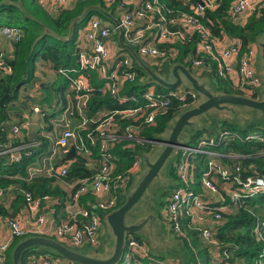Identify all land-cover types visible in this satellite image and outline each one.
<instances>
[{
	"label": "built area",
	"instance_id": "1",
	"mask_svg": "<svg viewBox=\"0 0 264 264\" xmlns=\"http://www.w3.org/2000/svg\"><path fill=\"white\" fill-rule=\"evenodd\" d=\"M76 1L86 0H55V11L58 7H66ZM92 1H101L108 8L114 7L112 13L107 11L114 21L99 19L97 15L91 16L80 27L82 29L78 30L76 67L58 71L69 80V90L74 94V100L71 101L68 95L67 105L70 103L72 112L64 117L63 128L55 142V150L61 158L69 155L72 149L79 156L96 158L88 163L93 169L92 175L76 181H66L68 168L74 160L57 168L52 165L47 169L48 177L61 181L67 192V199L63 203L64 217L57 221L52 218L54 225L51 222L47 228L40 227L46 223L42 204L50 202L51 199L46 196L34 198L30 193L23 192L24 205L38 228L24 230L17 221L9 220L7 224L10 237L0 243V264H5V255L13 240L29 235L52 236L75 249L98 245L104 233L102 215L117 207L118 198L126 193L131 176L140 169L141 159L138 157L126 171L118 172L113 154L114 145L125 140L131 143L128 147L135 150L137 145L141 146L146 142L140 137L141 131L154 125L156 118L168 111L173 100L181 103L180 110L195 103L196 96L181 87L170 90L169 93H161L154 88L150 90L152 85H145L146 88L139 89L136 93H127V85L142 87L143 78L140 74L141 68L132 54L119 43L120 31L122 44L148 66L163 65L177 54L170 45L189 42L193 34H198L195 36V54L187 58L192 69L209 73L214 70L216 75L225 79L239 92L252 94L260 87L255 69V48L240 53V44L235 39L226 37L223 42H218L209 33V29L200 23L197 16L213 9L215 0H200L188 12L175 11L163 0ZM258 6H264L263 0H234L231 12L232 15L242 16L253 13ZM22 38L23 31L19 27H0L1 76L12 73L8 62L11 52L7 48L14 47ZM92 74L96 75L95 79ZM97 81L100 82L99 85ZM96 94L108 95L118 104L133 105L97 112V116L88 117L86 113L89 103ZM32 110L40 112L36 106ZM126 120L129 123L122 125ZM20 130L19 125H13L10 131L13 136H19ZM228 137L230 135L227 132H222L217 140ZM249 138L263 141L259 136H247L246 140ZM215 141L214 137H203L193 145L187 144L177 149L176 187L166 197L162 212L166 230L175 238H187V225L209 249L217 245L212 234L213 228L224 219V214L235 212L244 205L246 199L264 192V177L243 178L239 166L230 169L214 161L222 156L209 149L217 144ZM38 145L39 142L33 141L29 146L30 150L24 154L32 156V150ZM22 150L23 147L3 144L0 146V155L6 156L9 164L18 163ZM230 157L237 158V155ZM196 161L203 163L204 168L198 169ZM40 173L42 171L32 169L30 177ZM2 194L0 188V198ZM253 235L257 240L264 239V222L256 224ZM133 249L144 254L146 252L143 244L129 236L123 259L127 260ZM25 264L56 262L54 258L43 253H31L26 257Z\"/></svg>",
	"mask_w": 264,
	"mask_h": 264
},
{
	"label": "trees",
	"instance_id": "2",
	"mask_svg": "<svg viewBox=\"0 0 264 264\" xmlns=\"http://www.w3.org/2000/svg\"><path fill=\"white\" fill-rule=\"evenodd\" d=\"M163 1L175 11L188 12L190 7L200 0ZM233 2L234 0H215V7L204 11L199 15L198 19L204 27L210 30L216 41L223 42L226 37L233 38L240 44V53H244L250 48H255L256 42L264 36V6L256 7L251 14L246 13L242 16H235L231 12ZM96 6L111 13L114 10V7L108 8L101 1L86 0L72 2L66 7H58L54 15H52L43 4L39 3V0H0V27L17 26L23 31V38L13 47L12 58L8 59L12 67V73L8 76L0 75V99L7 95L4 106L0 109V146L9 144L15 147L26 144L25 142L29 141L25 136H13L10 133L6 106L9 101L17 98L22 87L24 88L23 92L27 91L28 94L30 93L34 97L37 96V91L34 92V89L29 84L34 79V65L38 60L50 64L51 69L55 73L54 82H39L41 85L39 92L42 93V96L38 98L46 101L51 98V102L52 98H56L62 106L66 104L69 80L59 74L58 71L76 67L75 55L78 49V30L83 27V24L91 16H101L105 21H109L101 12L95 10L94 7ZM84 13L85 16L72 25V22ZM195 42L196 37L186 43L170 45L177 51V54L175 56L176 60H170L169 62L171 64L182 63L188 65L187 58L195 54ZM208 76L216 92L220 91L223 94H234L236 92V95L250 97L255 100L259 99L258 89L252 94L239 92L233 89L226 80H222L212 73ZM58 79H61L63 83L60 84L57 81ZM27 83L28 87L26 88L25 84ZM126 88V92L129 94L136 93L137 89H141L138 85H127ZM156 91L161 93L171 92L170 90L164 91L157 86ZM69 95L71 101H73L74 94L71 92ZM21 105L22 103H19V107ZM89 105L91 112H94L97 109L111 111L118 108H127L133 104H118L108 96L96 94L91 98ZM180 105L181 103L173 100L168 111L164 115L158 116L154 125L144 128L140 137L146 142L144 145H137L135 150L148 152L153 146L151 143L156 140L155 137L163 134L174 116L183 110H180ZM48 106H51V103ZM49 117L51 115L44 114V119L48 120ZM128 123L129 121L126 120L122 122V125ZM222 131H227L230 137L226 140L218 141V135ZM249 133H257L263 141L257 138L246 140ZM203 137L216 138L215 143L217 144L209 147V149L217 153H224V155L214 160L221 166H227L230 169L239 166L242 171L240 174L243 178L264 177L263 117L254 115L253 119L245 120L242 124L226 119H213L209 125L194 133L188 146L193 145L195 141ZM125 146H128V142L124 140L116 143L113 148L118 172L126 171L134 160V154L129 153L130 148ZM233 155H237V158L230 157ZM32 158L34 157L23 156L18 163L9 164L7 157L0 155V188L5 193H13L15 199L12 202V207L14 209L19 208L18 204L22 199L24 202L23 192H27L34 198L46 196L52 200V203L55 200L57 205H55L54 214H57L56 212L63 207L66 193L55 185L56 179L54 178L39 175L27 180V168L31 164ZM92 159L96 160V158H86L73 153L63 157L57 164L60 165L74 160L68 168V175L65 180L76 181L92 175L93 169L88 167V163ZM175 164H178V162H174L172 165L170 163L168 173L176 181ZM197 167L202 169L204 165L201 162H197ZM197 173L199 174L200 171H197ZM175 187L176 183L170 190L172 191ZM166 193L167 191L164 192L162 197H167L170 194ZM258 222H264V192L246 199L244 205L235 212L224 214V219L213 228L212 234L217 242L216 246L210 249L207 248L193 234L191 240L193 245H195V254L190 248L184 247L181 250V254L174 252L169 255L173 258L175 264H181L180 258L183 264H235L234 261L236 259L240 260L238 264H264V239L257 240L253 235V229ZM19 239H24V237L15 238L12 242L13 247L18 243ZM135 239L143 244L144 247L148 244L147 242H142L137 236H135ZM126 247L127 241L125 251ZM31 253V249L23 252L22 264H25L26 257ZM225 253L229 254L227 259L224 258ZM219 258H222L220 262L218 261ZM162 259H165V257L152 255L150 248H148V253L145 254L140 250L133 249L129 258L122 260L121 264H160L159 261ZM197 259H200V263L197 262Z\"/></svg>",
	"mask_w": 264,
	"mask_h": 264
},
{
	"label": "rangeland",
	"instance_id": "3",
	"mask_svg": "<svg viewBox=\"0 0 264 264\" xmlns=\"http://www.w3.org/2000/svg\"><path fill=\"white\" fill-rule=\"evenodd\" d=\"M49 13L54 15V12H49ZM197 17H199V16H197ZM97 18L102 19L101 16H97ZM208 31L210 33V30H208ZM195 36H198V34H193V36L190 38V40L194 39ZM262 41H263V39L261 38L260 43ZM203 59L206 62V58L203 57ZM170 60L171 61L176 60V57H173L172 59L170 58L166 63H163V65L161 64L158 66H156V65L150 66L156 72L155 73L156 75H158L160 78H162L164 81H166L168 83H172L175 81L173 75L171 74V70L169 69L170 67L166 68L164 66V65L170 66L171 65V63L169 62ZM184 66L190 70L191 74L198 79L200 84H202V83L205 84V81H206L208 88L211 89V92L213 94H218L220 92V91H218V92L214 91L213 86H212L213 83H212V81H210V77L208 76L210 73L216 75L214 70L209 73V72H206L203 70L202 71L194 70L191 68L190 65L185 64ZM163 67H164V69L162 71L161 69ZM167 72H170V73L166 74ZM216 76L219 77L218 75H216ZM54 77H55V73L51 69L50 64L43 62L41 60H38L35 63L34 71H33L34 80L32 81V85L38 84L37 85V92H39V90L41 89V85L39 84V82L49 81V80L53 79ZM180 77L182 80L181 86L184 88L187 87V82L185 80V77L182 74H180ZM220 79L225 80L223 78H220ZM57 81L60 84L63 83V81L61 79H58ZM207 81L210 82L211 85H209V83ZM28 83L25 84L26 88L28 87L27 86ZM150 87H151L150 90H152L153 88L156 89V86H154V85H152ZM23 89H24L23 87L20 89V92L18 93L16 99L11 100L7 103L6 112L9 116V118H10V113H12V115L14 114L15 116H17V114L15 113V110H13V109L18 110L19 109V103H25L26 104V105H24L25 107L24 106H22V107H24L26 110H28L29 106H30V109L28 110L29 114L32 115V113L34 112L32 110V108L36 106L40 110V112H38V113L34 112V113L38 114L41 118L43 117L44 114L51 115L52 117L48 118L49 124H50V120L53 118L51 123L53 126H55L54 122H56L57 116L60 115V111H62L64 109L63 106L61 105V103H59V101H57L56 98H52V102H51V98H48L47 101L46 100L40 101L38 96H36V97H34V95L33 96H23ZM137 90H139V89H137ZM162 90H164V89L162 88ZM263 90H264L263 88H260L258 91V95H259L260 99H264V91ZM164 91H166V90H164ZM220 93H222V92H220ZM235 94H237V93L235 92L234 95ZM36 98H38V99H36ZM196 98H197L196 103H199L203 99L200 95L197 96ZM34 102H36V103L39 102V104H38L39 107L37 105H35ZM50 103H51V106H48V105H50ZM52 103H53V105H52ZM226 107L227 108H223V109L222 108L221 109H212L200 117H195V119L192 121L194 123V125L189 126L188 128H186V127L183 128L181 133L179 134L177 142L181 143V144H185L188 140V143H190L192 141V136L194 135L195 131H197L199 129L201 130V128L206 127L207 125H209L210 121H212L213 119H226V120H229L232 122H237V123L242 124V121H245L248 119H253L254 115L260 116V113L252 112V110H249L245 107H241V106H238V107L226 106ZM239 107H241V109ZM42 108H45V109H42ZM176 116L177 115H175L174 118ZM243 119H245V120H243ZM11 121H12V119H11ZM222 132H227V131H222ZM47 135H48V137L53 138L52 137L53 134H52V132L49 131V129L47 131ZM151 135H153V133H151ZM248 136H258V134L257 133H249ZM157 138L158 137L156 136L155 139H157ZM224 140H226V139H224ZM156 143H157L156 141L151 143V145H153V146L150 148V150L148 152L140 151V152L146 153L145 155H149L150 160H152L151 162L155 161L156 157L158 156V154L161 150V148L158 147ZM183 146H187V145L185 144ZM183 146H180V147H183ZM129 150H130L129 153L132 154L134 149L131 147ZM134 151H137V150H134ZM223 152H225V151H223ZM220 154L224 155V153H220ZM135 159H138V157L136 155H134V160ZM174 162H175V160L171 157L167 160L166 164L160 170V172L157 176V177H159V179L157 180V178H156L148 186L147 190L141 196V198L136 203V205H134L125 214V216L123 218V225L127 228L128 227L133 228L139 222L144 221V220H148L150 217H156L158 219V221H159V222H157L158 225H155L153 227V229L148 227L149 226L148 225V226L143 227L140 232L136 233V235H129L130 237H133L134 239H135V236H137L138 238L141 239L142 242H146L145 239H147L149 241V238L150 239L153 238L152 240H150L148 242L147 245H145V250H146L145 253H148V248H151L150 249L151 254L154 256H157L158 254L164 255L166 253L171 254L175 250H180L181 247L176 246V243H178V242L180 243V246H182V244H181L182 241L180 242L179 241L180 239L175 238L172 234H170L166 230V224L163 222V217H162V212L165 208L164 202L166 199V197H162V196H164L165 191H167L166 194H169L171 191L170 190L171 187H174V184L176 183L175 178H173L168 173V168L170 166V163L172 165V163H174ZM175 163H177V162H175ZM148 169H149L148 164H146L145 161L142 160L140 162L139 173L131 176V181H130V185H129L130 187L127 190L126 195L124 194V195L119 196L118 204H117L116 208H118L121 205V203L127 199V196L131 195V193L135 189L137 183L146 174ZM214 182H215V180H214ZM166 184H168V185H166ZM168 196L169 195H167V197ZM110 213H111V211H110ZM102 224L104 227L105 234L101 236L100 242L96 246H86L83 248H76L75 249V248H71L65 242H63V241H61L55 237H53V238L56 239L62 245H64L66 248L71 249L74 252L83 253L85 256H89L92 258L105 259L110 255V252L113 249L114 238L112 237L111 230H110V228H108L106 223H104V221H103ZM148 231H149V234L152 235V237H150L148 235ZM107 237H111L110 240H107ZM21 240H23V239H19L18 242ZM31 250H32V253H34V254L44 253L45 255L50 256L54 259L56 258L55 256H58L56 254V252H54L53 250L45 248V247H41V246L32 247ZM182 250H183V246H182ZM224 255H225L224 258H226V259L229 257V254L225 253ZM123 258H124V256H123ZM221 259L222 258H219L218 261L220 262ZM122 260H124V259H122ZM122 260L120 261L119 264H121ZM165 260L166 259H162L159 262L161 264H167L165 262ZM234 262H235V264H238V262H240V260L236 259ZM8 264H11V262Z\"/></svg>",
	"mask_w": 264,
	"mask_h": 264
},
{
	"label": "water",
	"instance_id": "4",
	"mask_svg": "<svg viewBox=\"0 0 264 264\" xmlns=\"http://www.w3.org/2000/svg\"><path fill=\"white\" fill-rule=\"evenodd\" d=\"M94 8L95 10L101 12L104 15V17H106L109 21H114V19L111 17V14L109 12L104 11L99 6H96ZM84 16H85V13L78 19H75L72 22V25L75 24L77 21H80ZM260 39L255 44V48H256L255 69L257 71V76L260 81L259 89L260 88L264 89V36L262 37L263 41L261 43H260ZM118 40H119L120 45L125 50L129 51L132 54L138 66L146 74L145 85L147 86L154 85L157 87H161L164 90H173L178 87H181L184 90L191 91L196 97L200 95L203 99L199 103H196L195 101V103L192 104L189 108L178 113L177 116L170 121L169 126L166 129V131L155 140L157 142L156 143L157 146L161 148L155 161L151 162L152 160H150L149 155H145L146 153L133 150L132 153L136 155L137 157H139L141 161L144 160L145 163L148 164L149 169L146 172V174L141 178V180L137 183L131 195L127 196V199L118 208L111 211V213L109 212L106 215H102V221H104V223H106L108 228H110L112 237L114 238L113 249L107 258L97 259V258L85 256L83 253H77V252L72 251L71 249L66 248L64 245H62L55 239H52L49 237L26 236L24 237L23 240L19 241L13 247L12 252H11V264H22L21 261H22L23 252L28 249H32V247H36V246H41V247H45V248L53 250L58 255V256H55L56 258H61L71 264H119L124 256V250H125V245H126L128 236L136 235V233L140 232L142 228L145 226L149 225L148 227L153 229L155 225H158L157 223L159 222L158 219L156 217H150L148 220L139 222L133 228H130V227L127 228L123 225V218L125 214L134 205H136V203L139 201L141 196L147 190L148 186L156 178L157 180L159 179V177L157 176L160 170L166 164L167 160L170 157L175 160L176 155H177V149L180 146L189 144L188 140L185 144H181L177 142V139L182 129L185 127L188 128L189 126H193L194 123L192 121L195 119V117H200L212 109L227 108L226 106L245 107L249 110H252V112L260 113V116L264 118V99L259 98L258 100H255L250 97H245V96L236 95V94L235 95L234 94H223V93L213 94L211 92V89L208 88L206 81H205V84L203 83L200 84L198 79L191 74L190 70L186 68L184 64H181V63L171 64L170 66L164 65L166 68L170 67L169 69L171 70V74L173 75L175 79L174 82L168 83L164 81L162 78H160L158 75H156L155 74L156 72L150 66L142 62L130 48L122 44L121 31L118 35ZM163 69L164 67L161 70L163 71ZM169 73L170 72H167L166 74H169ZM180 74H182L185 77V80L187 82V87L185 88L181 86L182 80H181ZM208 83L209 85H211L210 82ZM6 98H7V95H4L0 99V109L3 108ZM241 107L239 108L241 109ZM260 116L258 115L257 117H260ZM203 128H201V130ZM73 152H74V149L70 151V154H73ZM127 190H126V193H127ZM148 235L152 237V235L149 234V231H148ZM110 238L111 237H107V240H110ZM152 239L153 238L151 239L149 238V241ZM145 241L147 243L149 242L147 239H145ZM181 244L182 246H184L182 242ZM176 246L181 247V249L175 250L172 253L178 252L179 254H181L182 246H180L179 242L176 243ZM166 254H170V253H166ZM158 255H161V254H158Z\"/></svg>",
	"mask_w": 264,
	"mask_h": 264
},
{
	"label": "crops",
	"instance_id": "5",
	"mask_svg": "<svg viewBox=\"0 0 264 264\" xmlns=\"http://www.w3.org/2000/svg\"><path fill=\"white\" fill-rule=\"evenodd\" d=\"M39 3L43 4L47 11L55 12V0H39ZM255 50H256V48H255ZM7 51L11 52L10 58H12L14 48L13 47L7 48ZM140 71H141L140 73H142L141 77L143 78V81H142L143 85H142V87L141 86L140 87H141V89L142 88L144 89L147 87V86H145L146 74L144 73V71L142 69ZM92 77L95 79L96 75L92 74ZM49 81L54 82L53 79H51ZM49 81H45V82H49ZM96 83L98 85L100 84L99 81H97ZM29 85L32 86V89H34L33 90L34 92L37 91V85L38 84L32 85V82H31ZM70 93H71V91L68 88V92L66 93V98L68 97V95ZM36 95L39 97V96H42V93L36 92ZM23 96H32V95L30 93L28 94L27 91H24ZM105 96H108V95H105ZM36 99H38V98H36ZM114 101H116V100H114ZM68 102L69 101L66 100V104L63 106L64 109L62 111H60V115L57 116V120H56V122H54L55 126H53L51 123L53 118L50 120V124H49V121L43 118L44 115H43V117H42L43 119H42L38 114H36L34 112L32 113V115L29 114L28 110L30 109V106H29V109L26 110L24 108L25 106L23 105V103L19 107L18 110L13 109V110H15V113L17 114V116H15L14 114L12 115V113H10V118H9V122H8L10 130H11V127L13 125H19V127L21 129L19 132L20 133L19 137L25 136L29 139L28 142H25L26 144L17 145L19 147H23L21 158L23 156L29 157V158L34 157V158H32L31 164L27 168V180H31V179L39 176V175L48 177L46 171L50 166L53 165L54 168H57L61 165V164L60 165L57 164L62 158L60 157L59 153L55 150V142H56L57 137L59 136L60 129L63 128L64 117L68 116L69 113L72 112L70 109V103L67 105ZM34 104L38 106L39 102H37V103L34 102ZM52 105H53V103H52ZM22 106H24V107H22ZM108 111H110V110H108ZM97 112H107V110L97 109L94 112H91L90 105H89V108H88L86 114L88 117H92V116H97V114H96ZM11 119H12V121H11ZM48 129L50 132H52L53 138L48 137V135H47ZM10 133H11V131H10ZM33 141L39 142V145L36 146L34 148V150L31 149L34 152L32 156H26L24 154V152L30 150L29 146L31 145V143ZM129 143L130 142H128V146H129ZM128 146H125V147H128ZM21 158H20V160H21ZM88 167H89V165H88ZM32 169L42 171V173H40L34 177H30ZM55 185L58 186L62 191H64L66 193V199H67V192L64 189L65 188L64 184L61 181L56 180ZM14 199H15V196L13 195V193H5V192H3L2 197L0 198V243L7 241L10 237V229L8 227V224H7V222L9 220L17 221L19 226L24 230L32 231V230H37V228H38V224L29 216L27 209L24 205L23 199L18 204V207H19L18 209H14L12 207V202ZM55 205H57V202L55 200H53V203L51 200L50 202H45L42 204V212L45 214L46 223L44 225H41L40 227H46V228L50 227V223L52 222L51 221L52 218H55V220L57 221V220H60L64 217L63 207L61 210L56 212L57 214H54L55 213ZM53 225L54 224L52 222V226ZM185 230H186L187 238L186 239H180V241L183 242V245H184L183 248L188 247L195 254L196 253L195 245H193L192 240H191L194 233L188 228L187 225L185 227ZM103 231H104V227H103ZM104 234H105V231H104L103 235ZM29 236H37V235H29ZM49 238L53 239L52 236ZM12 248H13V243L10 246V248L8 249V251L6 252L5 264H8L11 262ZM161 256L165 257V259H166L165 262L167 264H175V261H173V258L170 255L164 254ZM62 261H64V260H62L61 258H55L56 264H63ZM180 261H181V264H183V261L181 260V258H180ZM197 262L200 263V259H197Z\"/></svg>",
	"mask_w": 264,
	"mask_h": 264
}]
</instances>
